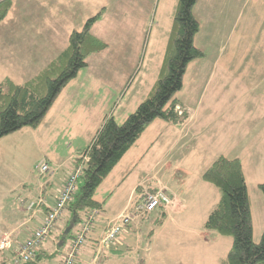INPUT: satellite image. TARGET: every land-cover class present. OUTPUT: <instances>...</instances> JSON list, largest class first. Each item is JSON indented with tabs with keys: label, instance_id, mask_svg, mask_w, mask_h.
I'll return each instance as SVG.
<instances>
[{
	"label": "rangeland",
	"instance_id": "rangeland-1",
	"mask_svg": "<svg viewBox=\"0 0 264 264\" xmlns=\"http://www.w3.org/2000/svg\"><path fill=\"white\" fill-rule=\"evenodd\" d=\"M37 1L12 0L14 3L12 15L22 17L27 4L35 2L33 4L35 7ZM60 2L64 4V17L60 15L57 18L60 27H63L64 30L73 28L80 30L89 18L100 13V17L91 32L96 38L105 42L108 47L104 52L91 55L87 59V66L81 69L77 77L63 89L37 129L25 128L0 139V149H3L1 153L2 160L0 161V222H2V217L4 220L11 219L10 221H12L14 218L20 220V216L24 215L23 209L25 208L27 211L32 212L33 210L29 208L30 203H27L24 208V206H21V202H30L29 200L36 202L39 198L41 184H45L47 181L50 182L47 198V203L50 205L58 178H55L52 182L50 181L52 171H56V162L52 158L57 156L62 160H67L78 149L81 150L88 146L92 136L101 127L107 116H113L116 123L121 124L147 97L159 76L157 67L161 68L160 64H162V61L160 63V59H158L160 44L163 45L164 52L166 50L164 47L166 42L161 43L163 25L166 28L167 20V24L169 23L168 28L171 26L172 14L177 0H61ZM206 2V13L199 16L198 19L202 32L197 35L195 44L200 45L199 50L207 61H203L201 64L195 63L196 68L192 70L196 74L199 83L203 82L204 74L212 66L211 61L208 64L209 59H216L217 56H220L221 52L218 47H222V45L219 43L226 42L222 40L229 36L226 34L225 37H222L220 31H215L217 24L219 23V27L224 24V28L231 25L230 21L224 22L218 16L207 12L211 8L209 0H200L195 11L203 13ZM169 7L172 9L170 14L167 9ZM104 12L106 13L103 14ZM68 14L73 15V17H67ZM210 17L214 20L212 21ZM227 19L229 18L224 17V20ZM237 30H239V25ZM233 41L232 39V43ZM65 45H67V41H65ZM254 45L257 53H260L264 48L263 42L254 43ZM246 50L247 42H243L235 46L233 43L231 50L225 45L222 51L225 53L224 59L228 57V61H232L233 57L237 58L236 55H238L237 62L239 56ZM250 50L253 49L250 48ZM230 56H232L231 60ZM200 61L202 60L200 59ZM251 61V66L255 67L254 59L252 58ZM231 66L225 64V67ZM262 70L263 66L261 65L258 71ZM157 73L158 76L156 77ZM253 74L254 71L252 70L251 77H253ZM229 80L226 79L224 81L225 86L221 88L219 82L222 80L218 81L216 86L214 81L210 89L215 91L220 88L219 90L223 89L224 92L236 89L232 81ZM250 82L252 80L241 81V87H239L242 94L241 121L245 118L248 119V113L242 112L245 103L248 102L250 107L253 100L259 98L264 90L263 81L255 93L253 92L251 96L247 95ZM197 85V81H195V85L189 83L185 89L183 88L175 95V98L182 103L184 102V106L189 105V111L186 112V121L194 123L192 130L204 123V119H206L209 123H215L212 128L217 132L221 130L222 126L232 122L230 121L232 113L237 111L235 108L237 105L233 107L234 101H237V96L229 97L232 108L227 111V105L223 103L227 98V93L220 95L224 97L218 99L219 101L215 103L214 108L207 114L205 109L207 108L205 106L206 98L199 101V96L194 93ZM215 98V96L212 98L209 96L207 99L213 103L216 101ZM261 105L264 109L263 100ZM180 111H183V109ZM221 114H223V118L220 117ZM154 123L166 124L167 122L156 120L147 128L146 132L150 133L156 127ZM214 136L219 138L221 135L214 134ZM218 143L220 144L219 141ZM212 145L218 146L216 142ZM139 146H142V144H139ZM252 146L256 149L254 159H252L253 155L250 157L248 151L252 149ZM227 149L226 147L225 150ZM247 151L240 152L241 164L245 166V181L252 219V239L254 243H258L264 230L263 224H261L264 217V207L260 200L264 198L258 188V181L261 184L264 183V158H262L264 145L257 141L248 145ZM191 156H198V152H191ZM247 156L250 158L247 159ZM128 157H133V154H129L127 159ZM208 158L210 156L205 155L204 159L197 161L203 162L200 165L202 166L206 164ZM45 161L49 162L50 170L41 173L36 167L46 163ZM252 161H254L255 166L251 168L255 171L249 167V163L251 164ZM138 162L137 159L134 160L133 167H130L131 162L127 166H125L126 160L121 162L95 192V198L98 200L104 198L103 205L105 207L110 205L113 213L126 208L129 204L130 192L136 188L139 182L141 184L160 182L161 185L164 184L172 190L179 187L181 184L177 183L179 180H183V178L181 179L182 175L173 171L169 172L168 169L157 173L156 178L152 179L153 172H158L152 170L155 159L142 162L136 167ZM255 167H258V171ZM197 171L196 166L191 167L189 170L191 181H193L191 189L192 192L196 193L194 196L191 194V197H188L190 201H188L189 209L187 211L183 214L170 213L171 220L162 225L159 221L154 220L159 217V213L160 215L162 213L158 209L156 216L154 214L150 218H145V221L140 222L137 227L138 231L125 229L127 234L122 235L120 238L122 245L119 246H125L123 253L112 259L102 261V264H218L230 250L232 239L203 229L202 224L207 214L211 212L218 201V192L211 185L199 181ZM58 173L59 175L62 174L60 170H58ZM197 182H199L198 185H196ZM77 184H82L81 178L78 179ZM164 185L160 189L165 191L164 188L166 187ZM190 186L191 184H188L187 191ZM113 188L116 192L114 197L111 198L110 194L105 197ZM180 191L187 193L184 188ZM171 199L174 208L177 201L174 198ZM28 226L31 227L32 224ZM4 238L10 239L11 246L10 249L2 250L4 251L3 260L0 259V264H16L14 262L13 247L15 249L16 245L24 240H14L10 234L5 233L1 235L0 241ZM126 245L128 246L126 247ZM102 252L96 250L94 258H99ZM45 264L50 263L45 262Z\"/></svg>",
	"mask_w": 264,
	"mask_h": 264
},
{
	"label": "crops",
	"instance_id": "crops-1",
	"mask_svg": "<svg viewBox=\"0 0 264 264\" xmlns=\"http://www.w3.org/2000/svg\"><path fill=\"white\" fill-rule=\"evenodd\" d=\"M60 1L61 0H38V3L36 2V6L39 7L33 6L35 2L28 3L26 9L23 10L22 17H16L15 15H12V12L14 10V3L12 2V7L7 17L2 22H0V83L5 79H9L15 84L25 83L33 76H35L40 70H42L58 54L65 50L67 46L65 45L67 36L71 31L75 29L73 28L71 30H64L63 27H60L58 18L60 17V15L64 17V4H62V2ZM199 1L200 0H197L195 6L192 9V13L197 20L199 19V16L206 13L207 5L206 2L203 13H201L200 11H195L197 8V4H199ZM209 1L211 3V8H209L207 12L211 13L214 16H218L219 19L224 22H231V25L226 28H224V24L222 25V27H219L218 23L215 31H220L222 37H225L226 34H228L229 36L226 39L222 40L226 42L219 43L220 45H222V47H218L221 52L220 56H217L216 59H209L208 64L211 61L212 66L210 69L208 68V72L204 74L203 82H198V78L192 70L196 68L195 63L201 64L203 61L206 62V57L204 56L203 58H201L202 61H200V59L197 61H193L187 66L183 77L182 89H185L189 85V83L195 85V81H197L198 85L195 88L194 93L199 96V101L206 98L205 106L207 108L205 109L207 114H209L210 111L214 108L215 103L219 101L218 99L224 97L220 95H225L227 93V98L223 102L227 105V111L232 108V105H230L231 102L229 100V97L237 96V101L233 100V107L237 105V107H235L237 111L235 113H232L230 119V121L232 122L226 124L225 126H222L221 130H218L217 132L212 128L214 127L215 123H209L206 119H204V123H201V125L197 126L196 129L193 128V130L191 128L194 123H189L187 121L182 124L154 123V125L156 124V127L150 133L145 131L146 133L144 132L145 134L136 141L134 146L124 155L122 160L115 167L117 168L124 160L127 161L125 166H127L128 163L131 162L130 167H133L132 165H134V160L137 159L139 161L138 164H136L137 167L138 165L142 164V162H147L148 160L152 161L155 159L152 170H156L158 172H153L152 179L156 178V175H158L157 173H160L166 169H168L169 172L173 171L176 174L182 175L181 179L183 178V180H179L177 182L181 184L176 189L170 190L167 186L162 184L166 187H162L165 189L166 194L170 198H174L175 201H177V204L172 210L160 209L162 213H165L162 225H164L166 221L171 220L170 213L183 214L189 209L188 201H190V198L188 197H191V194L194 196L196 193L192 192L191 189L193 182L191 181V175L189 174V170L191 167H197V179L203 182V173L220 156H224L228 159L237 158L241 162L240 152L242 151L243 153L244 151H249L250 157L253 155L252 159H254L256 149L254 148V146H252V149H249L247 151V146L254 144L257 141H260L262 145H264V109H262L261 105V101H264V90L263 94H261L259 98L253 100V104L250 107L248 106V102L245 103L242 112L248 113V119L245 118L243 121L240 120L242 94L239 90V87H241V81L252 80V82H250V87L247 89V95L251 96V94L253 92L255 93L259 88V85H261L264 81V48L260 53H257L254 45V43L259 44L261 42H263L264 44V0ZM167 9L169 10L170 14L172 9L170 7ZM105 13L106 12H104L103 14ZM67 17L72 18L73 15L68 14ZM224 17H228L229 19L224 20ZM211 19L212 21L214 20L213 18ZM12 22L15 23L12 24ZM168 25L169 23L167 24L166 20L167 30L163 25V35L161 38L162 44L164 43V41L166 43L168 41V33L170 28H168ZM238 25L239 30H237ZM201 30L202 28L200 25L199 32L196 34L193 40L195 47L198 49H200V45L197 46L195 44V41L197 39V35L202 32ZM232 39L234 40V46L237 44L240 45L243 42H247V50L241 56H239L240 58L237 62L236 60L238 58V55H236L237 58L233 57L232 61H228V57L227 59H224L225 53L222 51L225 45H227L229 50L232 49ZM166 43L164 45L165 48L167 46ZM250 48H252L253 50L251 51ZM164 53L165 52L163 45L161 46L160 44V49L158 50V59H160V63L162 61V58L164 57ZM231 58L232 56H230V60ZM252 58L255 61V67L251 66ZM225 64H228L231 67H225ZM261 65L263 66V70L259 72L258 69H260ZM159 70L160 67H157L158 72ZM252 70L254 71L253 77H251ZM157 76L158 73L156 74V77ZM156 77L154 78V80L156 79ZM226 79H230L229 81H232L233 86H235L236 89H232L229 92H224L223 89L219 90L221 87L225 86L224 81ZM154 80L152 81V83L154 82ZM214 81L215 86L217 85L218 81H220V88L212 91L210 87L213 85ZM209 96H211V98L215 96L216 101L213 103L208 101L207 98H209ZM177 102L180 110L183 109L188 113L189 105L184 106V102L182 103L179 99H177ZM220 117L223 118V114H221ZM248 120L249 122H247ZM214 134H218L221 136L218 138L214 136ZM218 141L220 142V144L218 143ZM215 142L218 144V146L212 145ZM139 144H142V146H139ZM226 147L228 148L227 150H225ZM2 150L3 149L1 148L0 161L2 160ZM195 151L198 152V156H191V152L194 153ZM76 153L77 152L70 155L67 160H62V158H58L57 156L52 158L56 162V171H52L53 174L52 178L50 177V181L52 182L55 178H58L57 187L54 190V196L51 204L48 205L47 203L48 187L50 186V182L47 181L45 184H41L40 194L38 198V200H44L46 206H37L31 212L27 211L25 206L27 205V203H31L34 200H29L30 202H21V206H24L25 208L23 209L24 215L20 216V220L14 218V220L12 221H10L11 219L4 220L2 217V222H0V237L5 233L10 234L14 240L23 241L32 235L34 230L39 227L42 220L44 219L47 213V209L53 206L57 194L62 188V185L65 182L66 178L73 171L72 161L76 156ZM131 153L133 154V157H128L127 159V156H129V154ZM205 155L210 156V158L207 159L205 165L203 164L204 166H200L203 162L197 160L204 159ZM250 157L247 156V159H249ZM262 158H264V155L262 156ZM254 161H252L251 164L249 163L250 168L252 166H255ZM46 163L48 164L49 162ZM115 168L112 172L115 171ZM242 168L245 176V166L243 164ZM255 169L258 171V167H255ZM58 170H60L62 174L59 175ZM251 170L254 169L251 168ZM258 182L259 184H261L260 181ZM198 183L199 182H197L196 185H198ZM188 184H191V186L187 191ZM162 185L160 182L156 184H141V182H139L136 188L130 192V198H128L129 204H127L126 208H122L120 211H115L114 213L112 212L110 205H107V207L103 205L104 198L102 200H98L95 198L97 201L102 203V208L98 210L94 221L91 223L90 233L87 235L85 244L80 248L79 254L75 259L74 264H102V261L109 260L121 255L125 246L119 247L122 245L120 242V238L123 234H127V230L125 229L128 228L131 231H138V225L140 224V222L145 221V218H143V220L138 218L128 226L124 227L122 234L118 240V242L120 243H115L110 249L103 250L99 258H94L95 251L98 249V244L103 237L105 230L109 226L114 224L117 221L118 217L123 214L126 209L129 210L131 208V206L137 200L143 190H156L158 188H161ZM182 188H184L187 193L181 192L180 190ZM115 193V188H113L108 194H106L105 197L110 194V197L113 198ZM260 200L262 206L264 207V199ZM156 214H158V209L148 214L147 217L150 218L153 215L156 216ZM160 216L161 215L159 213V217H156L154 220H157V222L160 221ZM66 220L67 219L63 217L62 220L58 221L55 224L53 233L50 234L47 241H44L40 245L34 264H45V262H49L50 264H62L68 253L71 241L78 235L81 227V224L80 226L70 225L67 231H71V237L67 238L64 241H61L59 239V234L60 230L65 226ZM29 224H32V226L29 227ZM261 224H263L262 227L264 228V217L262 218ZM127 246L128 245H126V247ZM4 251L0 252L1 260H3Z\"/></svg>",
	"mask_w": 264,
	"mask_h": 264
},
{
	"label": "trees",
	"instance_id": "trees-1",
	"mask_svg": "<svg viewBox=\"0 0 264 264\" xmlns=\"http://www.w3.org/2000/svg\"><path fill=\"white\" fill-rule=\"evenodd\" d=\"M196 2L177 0L159 76L147 97L121 124L116 123L113 116H107L88 146L77 151L72 172L80 171L82 184H77L58 220L67 219L60 230L61 241L71 237V231H67L70 225L82 226L91 211L102 208V203L95 199V192L154 121L182 124L187 120V113L180 111L175 95L182 89L187 66L204 57L193 43L200 29L192 13ZM11 7L12 0H0V22L7 17ZM99 17L100 13H97L80 30H73L65 50L31 79L23 84H15L9 79L0 83V139L25 128L37 129L63 89L87 66V59L107 49L108 45L91 32ZM202 180L218 192V201L205 219L203 229L232 239L230 250L218 264H264V230L260 241L254 243L250 201L239 159L220 156L205 170ZM258 188L264 197V183ZM147 216L139 218L143 220ZM164 217L165 213H162L160 224ZM56 223L45 241L53 233Z\"/></svg>",
	"mask_w": 264,
	"mask_h": 264
},
{
	"label": "built area",
	"instance_id": "built-area-1",
	"mask_svg": "<svg viewBox=\"0 0 264 264\" xmlns=\"http://www.w3.org/2000/svg\"><path fill=\"white\" fill-rule=\"evenodd\" d=\"M41 173L49 171L46 163L36 167ZM80 177V171L76 170L68 175L62 188L57 194L54 205L50 208L47 216L43 219L41 225L35 229L33 234L23 242L16 245L14 249V262L31 263L35 261L38 249L41 243L47 238L51 232L54 223H56L63 215L65 204L70 201L72 195L76 191L77 180ZM39 205H46L45 201L40 199L37 202L30 203V209H35ZM156 209L172 210L173 201L163 189L153 191L143 190L131 208L121 214L117 221L109 226L101 238L97 251H103L112 247L118 242L123 228L134 222L139 217L146 216ZM98 211H91L86 221L82 224L80 232L70 243L68 253L62 264H74V260L79 254L82 245L85 244L87 235L91 230V223L94 221ZM10 239L4 238L0 241V251L10 249Z\"/></svg>",
	"mask_w": 264,
	"mask_h": 264
}]
</instances>
